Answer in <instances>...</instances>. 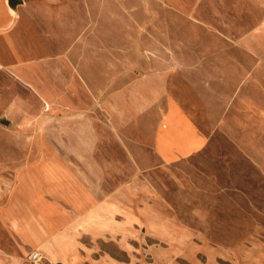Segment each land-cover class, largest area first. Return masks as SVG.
Returning <instances> with one entry per match:
<instances>
[{"label": "rangeland", "instance_id": "obj_1", "mask_svg": "<svg viewBox=\"0 0 264 264\" xmlns=\"http://www.w3.org/2000/svg\"><path fill=\"white\" fill-rule=\"evenodd\" d=\"M4 2L0 165L54 208L13 263L264 264V0Z\"/></svg>", "mask_w": 264, "mask_h": 264}, {"label": "crops", "instance_id": "obj_2", "mask_svg": "<svg viewBox=\"0 0 264 264\" xmlns=\"http://www.w3.org/2000/svg\"><path fill=\"white\" fill-rule=\"evenodd\" d=\"M4 1L0 0V35L10 30L13 32L17 24L7 12ZM4 31L6 32L3 33ZM192 142L196 145L200 143L197 137ZM28 169H33V166L28 164L18 167L15 172H10L13 175L8 176L3 175L5 171L3 165H0V264H14L13 256H8L3 249L2 233L6 229L11 231V238L21 245H34L42 250H46L48 237L52 232L51 223L47 225L46 218L54 208L44 202V199L37 200L42 192L35 188V175H23L30 173ZM47 202L50 203L49 200Z\"/></svg>", "mask_w": 264, "mask_h": 264}, {"label": "built area", "instance_id": "obj_3", "mask_svg": "<svg viewBox=\"0 0 264 264\" xmlns=\"http://www.w3.org/2000/svg\"><path fill=\"white\" fill-rule=\"evenodd\" d=\"M39 257H40V253H39V252H34V253L31 255V258H32L33 260H37V259H39Z\"/></svg>", "mask_w": 264, "mask_h": 264}, {"label": "water", "instance_id": "obj_4", "mask_svg": "<svg viewBox=\"0 0 264 264\" xmlns=\"http://www.w3.org/2000/svg\"><path fill=\"white\" fill-rule=\"evenodd\" d=\"M16 2H22L23 0H15Z\"/></svg>", "mask_w": 264, "mask_h": 264}]
</instances>
